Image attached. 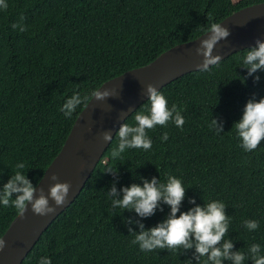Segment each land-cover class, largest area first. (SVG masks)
Returning <instances> with one entry per match:
<instances>
[{"label":"trees","instance_id":"16d2710c","mask_svg":"<svg viewBox=\"0 0 264 264\" xmlns=\"http://www.w3.org/2000/svg\"><path fill=\"white\" fill-rule=\"evenodd\" d=\"M6 2L7 10L0 9V187L20 162L38 184L86 106L80 105L71 118L60 111L75 92L90 94L107 80L195 39L232 12L264 0ZM21 16L24 32L12 28ZM246 51L232 53L208 72L186 73L162 87L169 108L175 103L181 111L183 128L172 121L158 125L148 131L150 150L126 149L119 159L111 157L118 145L114 137L80 194L22 264H39L44 256L52 264H198L194 249L144 252L131 243L129 226L140 229L127 221L153 227L167 217L168 205L162 203L163 211L158 208L153 216L141 218L134 210L113 209L107 195L113 184L119 193L153 176L166 183L169 175L186 188L181 211L194 206L189 203L193 197L199 205L222 201L230 217L225 239L233 241V250L247 253L256 243L264 255V141L246 152L233 127L250 98L264 97V71L247 75ZM147 100L136 110L146 107ZM212 118L223 122L222 133L209 128ZM125 122L134 123L132 113ZM165 132L167 141L161 139ZM108 168L117 171L107 173ZM17 215L14 207L0 204V237ZM248 219L258 221V229L244 227Z\"/></svg>","mask_w":264,"mask_h":264},{"label":"clouds","instance_id":"9594fccd","mask_svg":"<svg viewBox=\"0 0 264 264\" xmlns=\"http://www.w3.org/2000/svg\"><path fill=\"white\" fill-rule=\"evenodd\" d=\"M7 8L6 0H0V9L7 10ZM23 19L24 17L21 16V22L13 23L12 28L20 32L26 31V26L22 23ZM204 31V38L200 39L195 52L203 57L198 70L208 72L212 66L219 65L221 62V56L213 54L214 48L221 40L227 39L230 30L221 23H212ZM246 49L243 56V67L247 69V75L253 76L258 70L264 71V40L258 38L254 46ZM259 79V75L254 76L255 81L258 82ZM104 85L83 96L75 92L65 100L60 111L66 118H71L82 104L87 108L93 99L105 101L109 97H115V89ZM146 94L148 105L132 113L134 123L123 122L116 131L115 137L118 138V145L111 151L113 159H119L126 149L150 150L152 140L148 131L155 129L158 125L166 127L169 121H172L177 127L183 128L185 120L175 103L169 108L167 98L151 83L146 85ZM233 127L241 141V147L246 152L257 149L264 141V97L259 100L250 98L244 106L241 119L234 122ZM209 128L220 134L223 132V122L212 118ZM102 137L106 142L113 140L111 132L108 131H104ZM161 139L167 141L168 133L165 132ZM25 168L24 162L15 165L14 173L0 187V204L6 208L14 207L21 218L24 217L29 205L33 214L38 216L44 217L55 213L58 207L66 203L72 188L71 183L59 181L53 173L49 178L53 183L49 185L46 194L42 187L37 189V186L27 177ZM116 171L108 168L105 172L115 173ZM185 194L186 188L182 181L172 175L167 177L166 183L160 182L157 177L153 176L150 180L143 179L142 185L132 183L130 186H124L119 193L113 184L107 193L113 209L134 210L141 218L153 216L158 208L163 211L162 203L169 206L170 212L167 217L153 227L146 229L140 221L131 219L127 221L129 225L138 224L139 232H135L130 226L128 231L134 234L131 243L138 245L141 251L167 249L186 252L194 249V257L198 264L201 262V257H206L203 264H224L225 261H230L231 264H245L248 259H251L253 264H264V255L261 254L259 244H251L245 253L240 250L234 251L233 241L225 239L230 221L225 210V203L212 200L199 205L195 203L193 197L189 199V203L194 206L187 211H181ZM244 227L249 231H254L258 229L259 222L248 219L244 221ZM6 247L7 241L2 236L0 237V252H3ZM39 264H52V261L44 256L40 258Z\"/></svg>","mask_w":264,"mask_h":264},{"label":"water","instance_id":"95a60500","mask_svg":"<svg viewBox=\"0 0 264 264\" xmlns=\"http://www.w3.org/2000/svg\"><path fill=\"white\" fill-rule=\"evenodd\" d=\"M219 23L230 30L227 39L214 48L213 54H219L222 60L238 50L254 46L258 38L264 40V2L236 10ZM204 34L176 44L148 64L127 70L101 85L114 88L115 97L105 101L93 99L87 108L85 106L60 152L36 185L47 194L53 183L49 178L55 173L59 181L72 185L66 203L44 217L33 214L30 205L23 218L17 215L3 235L7 247L0 252V264H22L53 220L74 202L111 144L103 140L102 133L111 132L114 139L121 123L148 99L147 84L160 90L176 78L198 70L203 57L197 55L195 49Z\"/></svg>","mask_w":264,"mask_h":264}]
</instances>
